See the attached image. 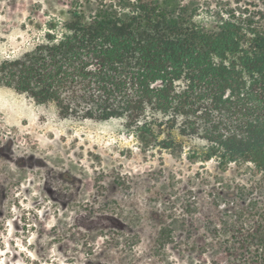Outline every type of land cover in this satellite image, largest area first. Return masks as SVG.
I'll use <instances>...</instances> for the list:
<instances>
[{"label": "rangeland", "instance_id": "374dc122", "mask_svg": "<svg viewBox=\"0 0 264 264\" xmlns=\"http://www.w3.org/2000/svg\"><path fill=\"white\" fill-rule=\"evenodd\" d=\"M116 1L0 0V64L30 52L77 2ZM263 3L189 6L211 27L227 14L264 13ZM174 137L182 154L144 147L123 120L63 118L0 85V264H264L263 249L232 227L240 210L252 227L264 219L260 175L192 162L204 143Z\"/></svg>", "mask_w": 264, "mask_h": 264}, {"label": "trees", "instance_id": "16d2710c", "mask_svg": "<svg viewBox=\"0 0 264 264\" xmlns=\"http://www.w3.org/2000/svg\"><path fill=\"white\" fill-rule=\"evenodd\" d=\"M201 1L77 2L30 52L0 64V85L63 118L123 120L146 148L177 155L175 131L199 138L190 161L246 167L263 191L264 13L227 14L209 27L189 6ZM246 217L235 216L234 236L264 251V219L255 228Z\"/></svg>", "mask_w": 264, "mask_h": 264}]
</instances>
